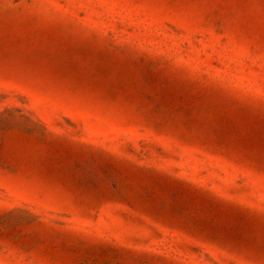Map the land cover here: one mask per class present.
<instances>
[{
	"label": "rangeland",
	"instance_id": "1",
	"mask_svg": "<svg viewBox=\"0 0 264 264\" xmlns=\"http://www.w3.org/2000/svg\"><path fill=\"white\" fill-rule=\"evenodd\" d=\"M0 264H264V0H0Z\"/></svg>",
	"mask_w": 264,
	"mask_h": 264
}]
</instances>
